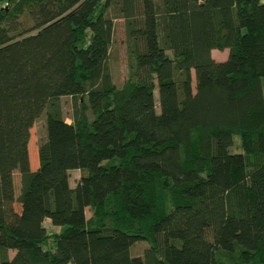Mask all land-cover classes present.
Segmentation results:
<instances>
[{
	"label": "trees",
	"instance_id": "trees-1",
	"mask_svg": "<svg viewBox=\"0 0 264 264\" xmlns=\"http://www.w3.org/2000/svg\"><path fill=\"white\" fill-rule=\"evenodd\" d=\"M68 263L264 264V0H0V264Z\"/></svg>",
	"mask_w": 264,
	"mask_h": 264
},
{
	"label": "rangeland",
	"instance_id": "rangeland-1",
	"mask_svg": "<svg viewBox=\"0 0 264 264\" xmlns=\"http://www.w3.org/2000/svg\"><path fill=\"white\" fill-rule=\"evenodd\" d=\"M115 25V33H114V41L111 47L110 54V65L112 68V73L115 80L118 83H121L128 74V53H127V45H126V32H125V24L123 17H117ZM212 54L216 59H224L228 54V48L219 49L214 48L212 50ZM195 84V81H194ZM155 97L158 99V88L155 89ZM59 104L61 106L62 112L68 121H72L73 114V97L71 95H62L59 97ZM159 109V105H157ZM46 112L44 111L35 121L33 126L31 127V137L29 141V156H30V164L31 168L35 169L39 165V152L38 147L39 143L46 138ZM234 150H240V136L235 135V142L233 144ZM81 170L79 168H73L70 170V182L72 185H75L76 181L80 177ZM15 181V191L17 194L20 192L21 187V178L20 172L18 170L15 171L14 175ZM16 207L19 208L20 204L17 202ZM87 214L90 215L91 212L87 209ZM46 224L48 227L51 226L50 221L47 220ZM148 245V241L145 239L137 240L131 246L132 254H142L144 252L145 247ZM14 253V250H11V254ZM71 264V263H68Z\"/></svg>",
	"mask_w": 264,
	"mask_h": 264
}]
</instances>
